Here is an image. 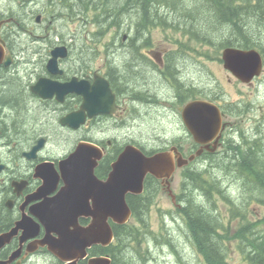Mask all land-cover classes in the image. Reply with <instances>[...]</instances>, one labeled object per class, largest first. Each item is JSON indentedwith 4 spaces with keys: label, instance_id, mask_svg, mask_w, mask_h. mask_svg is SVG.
<instances>
[{
    "label": "flooded vegetation",
    "instance_id": "1",
    "mask_svg": "<svg viewBox=\"0 0 264 264\" xmlns=\"http://www.w3.org/2000/svg\"><path fill=\"white\" fill-rule=\"evenodd\" d=\"M13 12V17H10V10H0V239L4 241L0 245V264H89L99 257L109 258L111 264H115L112 250L118 245L117 239L107 247L93 245L86 250L85 257L82 253H70L72 258L64 261L57 255L60 234L54 228L50 231L45 225L52 214L50 209L61 207L63 190L73 181L69 179L72 172L64 169V163L74 153H77L75 182L80 185L90 183L91 179L87 177L93 174L98 180L106 181L113 172L114 163L128 146H135L148 156L173 149L175 157L179 152L191 156L203 150L194 162L178 168L176 173H183L186 168L193 173L204 164H208V169L214 173L215 164L210 162V158L219 160L221 173H259V141L264 142V132L262 129L259 131V127H245L243 130L240 127L256 118L240 120L242 124L229 122L220 101L210 97L193 98L190 89L187 92L178 90L172 80V70L175 69L177 75L182 72L176 67V60L194 58V48L189 47L193 39L188 34H182L181 38L188 39L187 44L183 41L177 44V41L168 39L164 43L165 48L159 45V49L151 35L153 32L148 34L150 31H146L143 41H139L137 29L136 34H128L130 39L135 35L137 41L134 42L128 38L121 43L75 42L54 35L58 39L56 41L40 35L37 41H25L22 48L20 35H33L34 31L19 28L18 11ZM38 16L36 23L42 24L43 16L37 22ZM49 23L52 25L53 22ZM39 27L50 32L49 26ZM108 45L112 46L108 48ZM62 47H66V56H59L58 73L54 74L48 69V64L53 51ZM102 47H106V56L101 51ZM132 47L137 49L135 54L139 57L130 56V52L134 55ZM119 54L124 58H116ZM136 63L139 77L133 80L131 71ZM98 77L107 80L111 93L97 94L93 88L90 89ZM74 80L86 82L89 88L84 89L81 84L70 90L68 84ZM48 81L55 83L52 87L48 85L53 90L50 97L35 92L34 88ZM160 81L173 90L170 95L165 96L161 91L163 85ZM12 87L19 90L17 98L7 94ZM86 98L92 102L91 112L83 108ZM196 99L209 101L220 109L222 129L218 144L215 140L205 145L196 143L184 124L181 108ZM163 103H168L164 111L177 117L171 111L175 107L188 138H171L163 131L159 138L156 137L161 146L150 150L147 142L139 136H132L131 131L145 127L151 113H161ZM72 115L73 120L64 123ZM168 119L167 114L162 113L153 120L164 130ZM262 154L264 156V151ZM159 183L161 190L169 196L162 181ZM141 195L128 194L127 202L130 203L132 196L139 198ZM178 196L176 194L173 203L179 217L177 210L181 205ZM76 200H79L77 196L65 197L66 203L72 206ZM71 221L70 230H73L74 224L87 227L92 219L80 216L78 223L74 218ZM110 224L114 222L110 220Z\"/></svg>",
    "mask_w": 264,
    "mask_h": 264
},
{
    "label": "trees",
    "instance_id": "2",
    "mask_svg": "<svg viewBox=\"0 0 264 264\" xmlns=\"http://www.w3.org/2000/svg\"><path fill=\"white\" fill-rule=\"evenodd\" d=\"M4 1L0 0V10H10V17H13V10H17L16 17L19 28H25L26 20L17 9L16 3L12 6V1L7 5L3 3ZM16 1L21 2L24 8L28 6L24 1ZM41 1L47 2L42 13L53 22V27H50L52 34L66 38L67 41L86 42L64 33L63 25L61 29L59 24L67 25L68 21L75 20L86 22V18L92 15V21L98 28L92 38L94 42H97L95 38L105 36L110 33L111 29L119 30L121 27L123 33L122 30H119L116 33V39L118 38L120 43L123 42L124 36L130 33L125 31L124 24H126L127 29H134L135 34V29H137L139 41H143L146 31H150L148 33L150 34L152 31L162 28L184 35L188 34L196 44H200L202 47L210 45L217 48L218 51L228 47L244 50L257 49L264 55V47L260 41L264 32V0ZM38 12L40 11L33 14L37 15ZM54 25H58L59 29ZM180 27L186 29H180ZM133 36L132 39L128 37L129 41H137L135 35ZM52 40H54L53 36ZM174 41H177V44H182L181 40ZM110 43L115 42L110 41ZM109 46L112 45H108V48ZM133 47L131 50L134 51V55H131V52L129 54L131 57L137 58L139 57L135 54L137 49ZM193 50L197 53L198 48L194 47ZM199 55L207 56L206 54L201 55L200 52ZM128 57L126 54L125 58L128 59ZM176 62V67L181 70L179 66L182 61L176 60ZM132 73L134 74L133 80L138 79L139 66L137 63L133 67ZM170 76L178 90L185 89L187 92L190 89L193 98L205 96L193 84H184L181 74L177 75L175 69L170 72ZM18 91L16 87H12L11 92L7 94L15 97ZM263 151L264 143L260 140L257 164L259 173H222L235 179L231 186H236L241 193L235 200L228 194L231 186L227 188V185L224 186V183L219 179L221 176H216V173L222 172L217 158H210V162L215 164L214 173L208 167L203 169V166L197 168L193 173H190V168H186L181 173L182 181L178 196L181 207L177 212L184 221L187 241L200 258V262L198 259L197 264H229L230 249L238 252L246 264H264V214L258 217L252 210V205L255 203L264 206ZM157 183L158 181L154 177L148 176L144 195L139 198L133 196L130 198L129 205L134 218L140 224L139 227L130 223L123 226L113 225L118 241V245L112 250L115 264H133V257L131 259L127 257L129 253L131 256L137 255L144 262L147 260L148 256L142 252V244L146 241L147 235H153V233L148 230L149 224L145 220L147 212L156 199ZM199 192L201 194L197 196L196 194ZM219 202L225 204L227 209L225 215L218 208ZM232 242V248H230L229 244ZM104 250L108 251V248Z\"/></svg>",
    "mask_w": 264,
    "mask_h": 264
},
{
    "label": "rangeland",
    "instance_id": "3",
    "mask_svg": "<svg viewBox=\"0 0 264 264\" xmlns=\"http://www.w3.org/2000/svg\"><path fill=\"white\" fill-rule=\"evenodd\" d=\"M11 0H5L3 3L9 4ZM17 3V9L24 16L26 20V28L29 30H33L34 34L31 35L29 33H22L19 37L20 47H25V41H37L40 35H44L47 37H54L52 34L51 28L53 25H50L47 19V15H44L43 9L44 5L47 2H42L41 0H33L31 3H27V7H23L21 2L12 1V6ZM38 12L43 16V23H36V16L34 12ZM87 21L83 20H75L68 21L67 25L64 23H60L59 27L63 31L69 34V36H75L79 40H83L86 42H94L92 40L95 32H97V25L92 21V15L86 18ZM41 25L43 28L46 26L51 27L50 32L47 33L44 29L39 27ZM45 25V26H43ZM125 31L131 32L134 34V29H127V25L124 24ZM54 27L58 28V25H54ZM66 27V28H65ZM122 30V27L121 29ZM118 29H111L110 33H107L105 36L101 38H95L97 42H116L120 43L116 36L119 31ZM151 34L153 36V40L156 42V48L159 49V45L165 48L164 43L168 41V39L181 40L184 43L188 42V39H181L182 34L179 32H174L173 30H165V29H156L152 31ZM123 33V30H122ZM116 34V35H115ZM115 35V36H113ZM56 41L58 39L54 37ZM99 39V41H98ZM167 40V41H166ZM264 47V32L262 39L260 40ZM190 48H198L197 53L194 52V58L187 57L186 61H182L180 64L181 72V80L184 84H193L194 87L198 88L202 95H205V98H214L216 101H220L221 105L226 110L227 120L229 122H240V120H244L245 118H256L253 121H247L248 123L243 127L242 130L246 128H258L259 131L262 129L264 132V67L263 71L258 78H256L251 86L249 84L243 83L234 77L228 70L224 68L223 62L221 61L223 49L218 51L217 48L213 46H204L196 44L194 41L190 43ZM189 44V45H190ZM117 45V44H116ZM118 47V46H114ZM166 47L173 48V50H177L175 47L168 46ZM188 47V48H189ZM116 50V49H115ZM113 49V51H115ZM104 51V55L106 56V47H102ZM159 52L158 50H156ZM199 52L202 54H206L207 56H200ZM193 53V52H190ZM197 54V55H196ZM102 55V57H104ZM25 57V56H22ZM116 58H124L123 55L119 54ZM163 85L161 91H163L165 96L170 95L173 90L166 86L163 81H160ZM168 103L162 104L161 113L156 111L151 113L147 118L146 126L143 127L140 131L132 130V136L141 137L143 142H147L146 145L151 150V148H157L161 146V141L157 140L156 137H160L159 134H162L163 131H166V135L168 137H176L179 136L181 138H188L186 131L181 127L179 113L174 109L177 117L174 114H170L169 111H164L166 108L165 105ZM165 113L169 117V119L164 124V130L162 127L157 125L153 119L158 118L159 114ZM177 128L174 130V127ZM143 138V139H142ZM264 141V140H263ZM264 143V142H263ZM158 145V146H156ZM187 156H189L187 154ZM203 169L208 167V164L202 165ZM229 174V173H224ZM222 173H216V176H221L219 179L224 183V186L229 188L232 182L235 181L231 176H226ZM182 181L181 172L178 171L174 174L172 189L175 194H180V184ZM157 195L154 204L151 206L150 210L146 214V223L149 224L148 230L153 233L147 235L146 241L142 244V252L146 253L148 256L147 260L142 261L137 255L127 254L128 259L133 257V264H197V260L199 259L196 255V252L191 247L190 243L187 241V236L185 235V227L184 221L177 216L176 209L177 207L172 202L170 196L167 193H164L161 190L160 183H157L156 187ZM200 192L196 195L199 196ZM229 195L235 200L239 197L240 190L236 186H231L229 188ZM219 207L223 215L226 214V207L223 202H219ZM252 210L255 211L258 217L263 216L264 214V206L260 205V203H255L252 205ZM177 218V221L175 220ZM130 224L139 227L140 224L136 219H132ZM159 236V237H158ZM167 241V242H166ZM169 241V242H168ZM232 243L229 244L230 248H232ZM146 251V252H145ZM230 258L229 264H246L241 255L230 249ZM200 262V259H199Z\"/></svg>",
    "mask_w": 264,
    "mask_h": 264
},
{
    "label": "water",
    "instance_id": "4",
    "mask_svg": "<svg viewBox=\"0 0 264 264\" xmlns=\"http://www.w3.org/2000/svg\"><path fill=\"white\" fill-rule=\"evenodd\" d=\"M41 17V15L38 16L37 22H40ZM126 38L127 36H124V40ZM66 52V47L53 51V58L48 64V69L52 73H58V58L59 56H66ZM222 60L224 68L246 84H250L263 71V56L255 49L227 48L223 51ZM54 84L52 81H48L43 86L38 85L34 90L43 97H50V92L53 90H50L51 88L48 85L52 87ZM81 84H83L84 89L89 88L84 81L77 83L74 80L68 85H70V90L73 91ZM92 88L93 91H97V94L102 92L111 93L107 80L102 77L97 78L96 84L90 87V89ZM88 98H86V104L83 108L91 112L92 110L89 107H93V105ZM111 99L113 100V97ZM181 111L184 124L193 135L196 143L205 145L215 140L218 144L222 129V116L217 105L197 99L182 107ZM73 117L74 115L69 116L68 119L64 120V123L72 121ZM82 121H84V117ZM173 151L174 149L148 156L137 147L128 146L114 163L113 172L106 181L98 180L93 174V176L87 177V179H91V182L84 185L75 182L77 179L74 174L77 171V153L72 154L65 161L64 169L72 172L69 179L73 181L68 183V186L63 190L62 196L64 197L62 198L61 207L50 209L52 214L49 215L48 223H45L50 231L54 228L60 234V240L58 241L59 253L57 254L56 250L55 253L64 261H68L74 253H82V257H85L86 250L93 245L107 247L112 244L115 233L110 220L121 226L128 224L133 212L127 202V195H141L144 192L145 181L148 176L161 180L162 185L169 192L172 200L175 201L176 195L172 190V179L176 170L195 161L203 150L200 149L188 158H184L181 153H178V156L175 157ZM84 173H87V171L85 170ZM80 178L84 177L80 176ZM70 196L79 198L73 206L65 201V197ZM90 200L92 204H90ZM80 216L90 217L92 219L91 223L87 227L74 224V229L70 230L72 226L71 219H76L78 223ZM3 243V238H1L0 245ZM89 264H111V260L106 257H99L91 260Z\"/></svg>",
    "mask_w": 264,
    "mask_h": 264
},
{
    "label": "bare ground",
    "instance_id": "5",
    "mask_svg": "<svg viewBox=\"0 0 264 264\" xmlns=\"http://www.w3.org/2000/svg\"><path fill=\"white\" fill-rule=\"evenodd\" d=\"M25 71V70H24Z\"/></svg>",
    "mask_w": 264,
    "mask_h": 264
}]
</instances>
